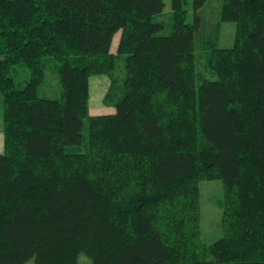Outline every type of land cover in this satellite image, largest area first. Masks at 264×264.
Instances as JSON below:
<instances>
[{"label": "trees", "instance_id": "obj_1", "mask_svg": "<svg viewBox=\"0 0 264 264\" xmlns=\"http://www.w3.org/2000/svg\"><path fill=\"white\" fill-rule=\"evenodd\" d=\"M211 1L237 34L231 49L212 46L218 79L198 86ZM186 4L172 0L173 32L161 36L165 0H0V264H78L81 253L93 264H264V0H193L194 24ZM116 54L125 97L91 116V79L111 76ZM49 58L57 100L39 95ZM18 65L31 72L22 89ZM213 180L223 237L206 249L200 187Z\"/></svg>", "mask_w": 264, "mask_h": 264}, {"label": "rangeland", "instance_id": "obj_2", "mask_svg": "<svg viewBox=\"0 0 264 264\" xmlns=\"http://www.w3.org/2000/svg\"><path fill=\"white\" fill-rule=\"evenodd\" d=\"M166 8L164 12L155 18V22L162 23L165 29L161 36H169L173 32V11L172 0H165ZM186 10L188 11L187 23L194 24L196 13L193 7V0H187ZM222 2L211 1L201 12L202 27L198 32L196 43L197 72L199 74L198 86L204 80L216 81L218 78L209 68V59L214 45L219 49H231L235 45L237 25L235 23H221ZM220 25V26H219ZM220 28L219 32L217 28ZM122 32H118L114 38L117 42ZM115 47V45H114ZM46 72L45 82L39 87V95L43 98L57 100L61 97L62 87L60 84L58 69L59 63L54 59H47L44 63ZM13 76L18 88H24L31 80V72L24 65L15 66ZM127 79L126 57L116 54V67L111 76H96L91 79L92 93L90 106H96V101L101 97L99 89L95 85H103L107 91L105 106L107 110H114L125 97V83ZM0 133L4 137V105L3 96L0 94ZM86 143L79 152L88 151V124L85 131ZM3 140V139H2ZM1 142V141H0ZM74 150V149H73ZM201 192V214H202V239L205 248H209L223 237L222 218L224 202V185L221 180L204 182L200 187ZM27 264H35L31 260ZM78 264H93L92 260L84 253L79 255Z\"/></svg>", "mask_w": 264, "mask_h": 264}, {"label": "crops", "instance_id": "obj_3", "mask_svg": "<svg viewBox=\"0 0 264 264\" xmlns=\"http://www.w3.org/2000/svg\"><path fill=\"white\" fill-rule=\"evenodd\" d=\"M121 38V36H120ZM119 41L120 39L117 40V42L115 41V44L113 42V52H117V48H118V44H119ZM115 45V47H114ZM92 82V81H91ZM97 90L99 89V92L101 97H105L107 95V91L104 87V84L103 85H95L94 86ZM92 83H91V93H92ZM92 96V95H91ZM100 97V99L98 101H96V106H94L92 108V106H90V114L91 116H103V115H109V114H114L116 112V109L114 108V110L110 111V110H107L108 108L105 106V99L103 100L102 98ZM91 102H92V99H91ZM3 139V140H2ZM0 153H2L4 151V137H3V133H0Z\"/></svg>", "mask_w": 264, "mask_h": 264}]
</instances>
